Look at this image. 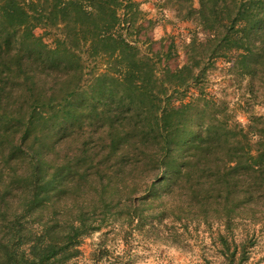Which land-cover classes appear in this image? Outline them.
Wrapping results in <instances>:
<instances>
[{"label": "trees", "instance_id": "obj_1", "mask_svg": "<svg viewBox=\"0 0 264 264\" xmlns=\"http://www.w3.org/2000/svg\"><path fill=\"white\" fill-rule=\"evenodd\" d=\"M176 3L180 20L198 19L215 36L208 51L193 43L206 50L199 61L191 55L161 79L130 39L134 0H0V264H67L123 216L112 212L118 203L134 218L139 197L158 188L186 213L223 221L232 241L236 219L264 207L262 118L246 130L217 109L209 117L210 102L175 110L161 101L168 84L193 81L204 58L230 49L243 51L242 75L264 81V0ZM38 27L60 30L53 46ZM84 55L105 66L87 80ZM229 239L221 234L228 249Z\"/></svg>", "mask_w": 264, "mask_h": 264}, {"label": "rangeland", "instance_id": "obj_2", "mask_svg": "<svg viewBox=\"0 0 264 264\" xmlns=\"http://www.w3.org/2000/svg\"><path fill=\"white\" fill-rule=\"evenodd\" d=\"M134 1L139 5L140 14L130 26V39L139 40L142 54L152 58L159 78L164 79L165 74L180 72L190 65L191 55L195 62L200 60L206 50L194 51V42L204 44L208 51L215 29L198 19L180 20L176 0ZM194 4L200 8L199 0H194ZM124 13L120 11L121 17ZM122 28L126 33V26ZM35 33L50 46L60 36V30L54 28L38 27ZM241 53L243 51L230 49L211 59L204 58L194 68L196 79L185 85L178 80L179 85L167 83L168 91L161 97L162 103L177 110L189 104L205 108L204 103L210 102L209 115L212 114L210 108L217 109L221 115L227 114L232 124L250 130L255 125L254 118L264 121V81L240 73L238 57ZM84 58L86 80L104 70L101 60L88 59L87 55ZM202 123V117L196 116L191 126L200 131ZM75 142L78 143V138ZM157 190H152L150 200L142 201L139 197L142 213L134 218L128 215L133 213L130 203H118L112 212L119 211L123 216L118 220L109 219L102 229L87 237L81 246L82 254L67 264H264L263 206L254 205L249 216L236 219L231 230L236 241H232V234L223 221H208L202 215L194 216L190 210L186 213L175 199H169L164 189ZM102 209L99 208L98 213L103 215ZM221 234L229 235L230 249L222 244ZM243 237H246L245 249ZM236 243L238 253L232 261ZM244 251L248 259L240 262Z\"/></svg>", "mask_w": 264, "mask_h": 264}]
</instances>
